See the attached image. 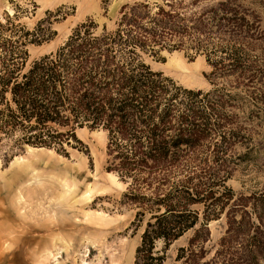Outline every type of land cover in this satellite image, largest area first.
<instances>
[{
    "label": "trees",
    "instance_id": "1",
    "mask_svg": "<svg viewBox=\"0 0 264 264\" xmlns=\"http://www.w3.org/2000/svg\"><path fill=\"white\" fill-rule=\"evenodd\" d=\"M233 2H218L191 19L161 8L148 17V5L135 3L123 8L116 30L95 34L91 21L83 23L55 52L29 63L24 40L38 43L36 31L20 36L18 25L0 23V134L16 145L64 152L70 140L81 144L77 128L106 133L107 173L128 184L125 196L140 209L136 217L150 215L134 264H163L155 241L168 249L196 228L199 212L191 207L203 203V221L176 257L195 263L207 221L234 196L226 177L209 172L203 142L219 136L213 155L220 160L233 137L223 130L231 123L225 108L237 97L217 84L207 92L177 86L153 71L139 52L176 39L174 48L205 55L211 78L233 75L237 84L252 82L261 69L249 60L243 41L252 38L255 27L232 8ZM228 226V236L241 233L242 225ZM225 243L222 238L220 245Z\"/></svg>",
    "mask_w": 264,
    "mask_h": 264
},
{
    "label": "rangeland",
    "instance_id": "2",
    "mask_svg": "<svg viewBox=\"0 0 264 264\" xmlns=\"http://www.w3.org/2000/svg\"><path fill=\"white\" fill-rule=\"evenodd\" d=\"M221 1L225 0H0V23L10 20L18 25L20 36L36 31L38 43L24 40L29 63L55 52L83 23L91 21L95 34L116 30L123 8L135 3L148 5V17L161 8L191 19ZM233 1L232 8L255 27L252 38L243 41L249 60L261 69L252 82L237 84L233 75L211 78L205 55L185 46L174 48L176 39L166 38L139 52L153 71L177 86L207 92L217 84L237 94L225 108L231 123L223 130L233 137L224 154H218L220 160L213 155L219 136L203 142L209 172L226 177L225 186L234 196L218 217L207 221L194 264H264V0ZM145 12L141 10L142 16ZM77 129L81 144L70 140L63 144L64 152L29 150L30 145H16L14 138L0 134V264H134L150 215L146 211L136 217L140 209L125 196L128 184L124 187L107 173L106 133ZM191 208L199 212L196 228L168 249L162 240L155 241L154 252L164 258L163 264H183L176 261L178 250L188 247L203 221L204 204ZM228 225H242L241 233L228 236ZM222 238L228 240L223 247Z\"/></svg>",
    "mask_w": 264,
    "mask_h": 264
},
{
    "label": "bare ground",
    "instance_id": "3",
    "mask_svg": "<svg viewBox=\"0 0 264 264\" xmlns=\"http://www.w3.org/2000/svg\"><path fill=\"white\" fill-rule=\"evenodd\" d=\"M29 150H32V148H29ZM16 158H18V157H15L14 159H16ZM19 159V158H18ZM109 175V174H108Z\"/></svg>",
    "mask_w": 264,
    "mask_h": 264
}]
</instances>
